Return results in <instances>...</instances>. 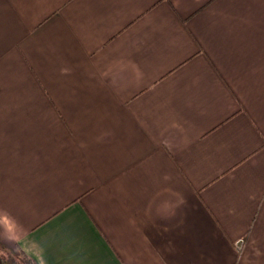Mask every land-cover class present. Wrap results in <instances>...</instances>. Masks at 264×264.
<instances>
[{
    "label": "crops",
    "instance_id": "crops-1",
    "mask_svg": "<svg viewBox=\"0 0 264 264\" xmlns=\"http://www.w3.org/2000/svg\"><path fill=\"white\" fill-rule=\"evenodd\" d=\"M0 238L264 264V0H0Z\"/></svg>",
    "mask_w": 264,
    "mask_h": 264
},
{
    "label": "rangeland",
    "instance_id": "rangeland-1",
    "mask_svg": "<svg viewBox=\"0 0 264 264\" xmlns=\"http://www.w3.org/2000/svg\"><path fill=\"white\" fill-rule=\"evenodd\" d=\"M0 255L8 259L11 264H25L26 259L14 248L0 238Z\"/></svg>",
    "mask_w": 264,
    "mask_h": 264
},
{
    "label": "flooded vegetation",
    "instance_id": "flooded-vegetation-1",
    "mask_svg": "<svg viewBox=\"0 0 264 264\" xmlns=\"http://www.w3.org/2000/svg\"><path fill=\"white\" fill-rule=\"evenodd\" d=\"M0 264H11L10 261L5 258H3L1 255H0Z\"/></svg>",
    "mask_w": 264,
    "mask_h": 264
},
{
    "label": "trees",
    "instance_id": "trees-1",
    "mask_svg": "<svg viewBox=\"0 0 264 264\" xmlns=\"http://www.w3.org/2000/svg\"><path fill=\"white\" fill-rule=\"evenodd\" d=\"M23 258H24V256H23Z\"/></svg>",
    "mask_w": 264,
    "mask_h": 264
}]
</instances>
